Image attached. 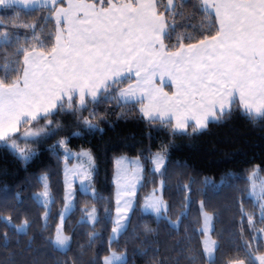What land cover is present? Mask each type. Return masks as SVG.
I'll return each mask as SVG.
<instances>
[{
	"label": "snow or ice",
	"instance_id": "6c2138e0",
	"mask_svg": "<svg viewBox=\"0 0 264 264\" xmlns=\"http://www.w3.org/2000/svg\"><path fill=\"white\" fill-rule=\"evenodd\" d=\"M0 9L6 13L0 15V146L24 164L47 151L58 167L63 165L62 208L54 230L49 224L56 203L51 174L36 177L42 191L32 199L43 208L44 246L67 257L77 229L90 226L88 246L101 240V248L89 264H132L130 244H139L132 248L133 260L143 256L146 264H183L185 249L192 253L189 264H264V203L257 213L244 202L247 183L264 171V161H249L246 180L243 174L225 172L220 184L227 191L222 193L194 188L198 182L207 187L214 181L181 174L176 185L181 211L175 219L173 206L164 199L177 137L201 135L211 124L233 116L264 129V0H0ZM116 109H121L118 119L135 112L134 120L165 132L168 139L155 152L149 145L135 159H116V208L112 215L111 199L103 208L110 222L105 240L95 228L102 221L96 205L104 202L95 188L96 157L73 140L103 133L101 125L111 124L108 117ZM72 160L77 164L70 167ZM149 175L154 187L141 204L138 191ZM194 192L203 197V239L195 249L183 240L169 247L160 238V226L168 236L187 231L182 220ZM81 194L93 203L79 207ZM214 196H221L225 208L239 218L235 238L228 242L212 239V221L219 211H208ZM19 203L21 193L9 197L5 189L0 246L10 247L13 237L23 234L31 251L32 221L25 217L16 223ZM74 211L80 212V220L70 226ZM137 211L146 219L133 225ZM101 251L106 253L102 257ZM9 262L15 264L14 253ZM62 264L82 262L73 257Z\"/></svg>",
	"mask_w": 264,
	"mask_h": 264
},
{
	"label": "trees",
	"instance_id": "16d2710c",
	"mask_svg": "<svg viewBox=\"0 0 264 264\" xmlns=\"http://www.w3.org/2000/svg\"><path fill=\"white\" fill-rule=\"evenodd\" d=\"M5 10L0 9V15H5ZM197 23V22H193ZM127 111V109H123ZM121 109H116L114 114L109 116L110 125L102 124L105 129L103 133H96L94 136H88L86 140L74 139L73 144L77 147L83 145L85 148H90L96 157L95 163L97 167L95 188L100 196L104 197V202L97 204V208L101 210V224L95 226L96 231L100 232L104 239H107L108 233L104 231L105 227L110 230V222L107 217H104L103 208L109 207L107 201L111 199V214L115 212V196H114V160L119 156H138L142 148L152 146V151L158 149V145L162 140L167 141V134L163 131L157 132L149 129V127L138 120H134L135 112H131L126 120L118 119ZM69 120L71 118H68ZM151 132V140L148 138ZM52 143V141H49ZM177 147L172 151L171 160L169 162L168 183L169 188L164 192V199L171 204L172 218H176L180 209L182 194L177 190L176 185L181 180V174L185 177L195 175L198 181H203L205 178L214 181V184H209L207 187L202 183L194 185L196 189H205L211 192L222 193L227 191V188L220 184L221 178L225 172H231L234 175L243 174V179H247L249 169L252 165L261 164L264 161V129L259 126H253L240 116L226 120L223 123H213L207 131L195 137H177L175 140ZM46 147V146H45ZM147 155V153H145ZM182 165L184 167H179ZM149 164L148 168L151 169ZM62 169L63 165L57 166V161L50 153L45 151L38 159L24 164L22 161L15 159L9 152L0 146V207L3 206V197L5 189L8 191L9 197L14 193H21L22 203L17 204L20 209L19 218L16 223H20L25 217L32 221V227L29 229L28 236H34L35 240L32 244V250L26 249L28 237L23 234H16L13 237L11 246L4 248L0 246V264H10L9 257L11 253L15 254V264H62L64 260H72L76 257L82 264L89 262L96 256L101 248V240H97L91 247L88 246L89 241L86 235L91 231L90 226H84L77 229L75 242L72 245V251L67 257L58 251H52L43 245V240L40 235V227L42 221L43 208L40 204L32 199L33 195L40 189L36 177L40 173L47 171L50 173V183L52 191L56 194V203L52 207L53 218L49 221L51 227L55 228L58 222L56 215L62 208ZM264 172V171H261ZM152 177H147V183L140 188L138 196L140 203H143L144 197L153 190ZM159 177H157V184ZM187 179H183V183H187ZM157 186V185H156ZM249 189V182L247 183ZM203 197L194 192L191 204L185 208V215L182 220V229L179 235H167V229L160 226V238L166 240L169 247L176 245L178 241L183 240L192 249L197 246V240L201 239L200 227L201 216L199 211V200ZM79 207H83L85 202L89 205L92 200H86L81 194L79 197ZM246 207L251 210L256 208L259 212V205L248 196V191L244 195ZM16 204V201H12ZM214 209L217 211L212 227L214 229L212 238L220 239L225 242L235 238L238 228V216L234 212L227 210L221 196H214L209 213ZM4 215L10 214L4 212ZM80 212L74 211L70 213L69 225L75 226L80 218ZM146 219L139 211L132 217L133 225H139ZM153 227L156 224L153 223ZM5 226L0 223V232L4 231ZM10 232L12 230H9ZM131 229H129V233ZM68 234H72L71 231ZM19 239L20 245L17 246L16 240ZM121 245L123 243L122 238ZM183 247V244L180 245ZM116 245H113L115 248ZM139 247V244L129 245V260L132 264H146V257L136 255L133 260L132 248ZM122 250V249H121ZM106 254L101 251V257ZM171 255L175 256L173 252ZM192 253L185 249V258L183 264H189V259ZM151 256V253H149Z\"/></svg>",
	"mask_w": 264,
	"mask_h": 264
},
{
	"label": "rangeland",
	"instance_id": "374dc122",
	"mask_svg": "<svg viewBox=\"0 0 264 264\" xmlns=\"http://www.w3.org/2000/svg\"><path fill=\"white\" fill-rule=\"evenodd\" d=\"M119 157H121V156H119ZM124 157H128L129 160L136 158V156H124ZM117 158H115V160H114V175H115V172H116V163H115V161H116ZM75 164H77V161L76 160H72L69 166L71 167L72 165H75ZM125 166L127 167L128 165H125ZM43 173L44 172L40 173V175H42ZM114 175H113V177H114ZM62 177H63V175H62ZM158 183H159V181H158ZM74 186L77 187V188L79 187V180H76L75 181ZM157 186H158V184H157ZM262 186H264V172L257 171V175H256L254 181L249 182L248 196L250 198H252L255 201V203H257L258 205L260 203H264V187H262ZM114 189H115L114 196H115V199H116V186H115V184H114ZM40 191H42V188L41 187H40V189L35 194H38ZM115 208H116V204H115ZM185 211H186V209H184V212ZM42 214H43V212H42ZM114 215H115V212H114ZM79 220H80V218H79ZM202 227H203V218L201 217V227H200V230H201ZM201 239H203L202 236H201Z\"/></svg>",
	"mask_w": 264,
	"mask_h": 264
}]
</instances>
